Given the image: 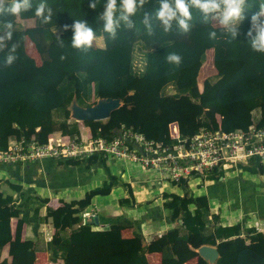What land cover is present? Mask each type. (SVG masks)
<instances>
[{"label":"trees","instance_id":"1","mask_svg":"<svg viewBox=\"0 0 264 264\" xmlns=\"http://www.w3.org/2000/svg\"><path fill=\"white\" fill-rule=\"evenodd\" d=\"M41 2L52 12L48 23L35 15ZM92 2L95 9L89 7ZM10 4L11 0H7L5 7ZM106 4L107 0H31L28 11L0 14V36L4 35V23L13 24L12 39L5 40L0 51L2 149L15 137L45 143L56 131L78 136L79 123L70 119L72 102L87 107L107 97L119 98L121 106L105 120L83 121L97 135L111 136L123 124L148 138L165 140L170 122L177 121L182 131L192 121L216 128V115L227 131L246 128L251 118L258 125L264 124V53L254 51L247 36L251 16L260 11L264 0H246L244 19L235 39L211 18L205 22L196 8L190 9L188 32H183L175 22L165 32L155 15L159 0H148L143 7H137L130 17L132 28L120 21L113 38L104 31L105 21L100 18ZM119 8L117 0L114 19L120 15ZM145 14L151 34L144 23ZM28 19L34 21L32 26L20 21ZM74 21L88 22L94 37H102L103 44L91 43L86 50L72 47L73 31H65L63 26ZM213 32L215 38H210ZM27 39L33 43L39 62L27 52ZM13 44L17 48L11 54L16 59L11 66H5ZM208 51H212L216 74L205 78L199 90L197 78ZM170 53L182 57L179 66L167 62ZM232 64L235 65L226 68ZM105 160L95 154L82 160L59 161L74 165L85 161L87 166L105 167ZM235 168L264 175V166L256 158L232 166L231 170ZM220 173L221 169H213L207 179L215 180ZM115 179L110 174V181L104 180L94 190L107 195L121 185L127 196L120 198L119 204L133 205L130 184ZM171 185L179 187L183 194L163 192V206L172 212V219L178 218L180 222L171 231L145 243L135 229L131 235H125L131 225L119 221L102 228L89 220L72 226L78 221L73 215L90 204L89 194L81 200L61 201L60 206L53 208L47 204L48 197H41L32 188L9 184L10 191L0 198V264H40L39 255L43 252L52 263L61 260L63 264H149L146 253L153 249L160 250L161 264H183L194 257L196 264H208L196 251L205 244L217 247L220 253L214 264H264V232L253 225H222L219 214L210 213L206 195H190L185 181ZM44 206L47 214L40 216ZM29 210L38 223L47 221L48 213H55L53 222L57 229L49 240L43 236L22 237L21 215ZM13 218L17 219L14 232ZM6 247L8 255L3 253Z\"/></svg>","mask_w":264,"mask_h":264},{"label":"built area","instance_id":"2","mask_svg":"<svg viewBox=\"0 0 264 264\" xmlns=\"http://www.w3.org/2000/svg\"><path fill=\"white\" fill-rule=\"evenodd\" d=\"M220 118L216 115V128L192 121L185 125L184 131L177 121L170 122L165 140L148 138L143 132L123 124L111 136L97 135L87 128L80 130L78 136L54 132L45 143L15 137L5 148L0 147V165L46 158L82 160L98 154L106 159L137 164L165 183H188L200 173L207 178L213 169L247 164L251 158L259 159L264 166V124L251 121L246 128L227 131L222 129ZM94 216L90 211L84 221ZM253 226L264 232L258 221Z\"/></svg>","mask_w":264,"mask_h":264},{"label":"rangeland","instance_id":"3","mask_svg":"<svg viewBox=\"0 0 264 264\" xmlns=\"http://www.w3.org/2000/svg\"><path fill=\"white\" fill-rule=\"evenodd\" d=\"M29 20L33 21L32 19L20 21L23 24L25 22L27 25H30L32 22H28ZM214 24L219 26L215 20ZM92 44L95 46H99L100 44L102 45V37H94ZM26 49L27 52L35 57V59L39 62V56L33 43L29 39L26 40ZM206 57L207 61L202 64L197 78L198 89L201 87L200 83L203 79L213 77L216 74V68L212 62V51H208ZM234 65L235 64L227 65L226 68L230 69ZM186 83L188 84V82ZM251 121H253L252 118ZM85 163V161H80L77 165H68L66 163L58 164L57 162H52L49 165L42 164V166H40L37 162L2 164L0 165V198L5 193L10 191L9 184L20 185L23 183H31L32 186L42 195L46 194L50 195L51 198H56L55 195L57 193H54V191L55 189H59V192H61L60 195L63 196L66 201L81 200L85 197L84 194H81L85 185L89 187H92L94 184H96V186L101 185L104 180H109L110 174L116 176L118 182L120 183L129 182L133 184L134 189L138 191L142 189L143 191L148 192V190L145 189V185L141 183V179L153 180L152 177L156 178L154 173L146 169L142 170L137 164H132L127 161H118L111 157H108L105 160V167L100 165H90L87 167ZM39 166L41 167V176L34 180L32 177L37 175V168ZM122 172L125 173L124 176H122ZM217 176V179L212 181H209L202 173L191 177L192 179L189 185L193 187V195H198L200 193H202L201 195H207L211 203L210 206L215 205L219 207L217 211L221 214V223L224 222V224H226L227 222H233V224L241 223L245 224V226H251L253 221L257 218L259 220V224L264 227V175L250 174L246 171L239 170L238 168L231 170V167L229 168L223 166L221 173L217 174ZM213 184H215V186L214 188H211ZM119 186L120 187L117 186L118 188H115L116 193H119L120 189L123 188V186ZM156 188L159 192L162 188L165 190L171 189L172 185L168 182L164 183L159 181L156 184ZM116 193H112L111 196L107 197L105 200H108L111 204L117 203ZM99 197L104 199V195ZM59 202L61 203V201ZM91 202H93V199L90 201V204H92ZM89 207H91V205H88L86 210H88ZM101 207L102 206L98 208L96 207V209L99 211ZM161 207L162 211L155 217L153 225H147L146 215L137 216L139 223L142 224L143 227L146 226L149 229L154 228L156 224L162 228L165 223L163 222V218L167 219V216L172 215V212L163 205H161ZM105 209L106 206L104 210ZM135 209L138 210V207L131 206V208H126L118 206L115 210H123V213L125 214L124 216L135 224V218L130 215V212H134ZM115 210L113 211L115 212ZM113 211L111 210V212ZM84 213L85 212H82V216L80 217L82 221L85 217ZM29 216L30 211H25L22 213L21 218L24 222H26ZM167 222H169L168 219ZM79 223H81V221L77 224H73L72 226L75 227ZM96 225L99 228H102L109 226L110 223L104 226L99 225V223ZM134 226V232L137 233L136 235L144 238L146 236L144 230L141 229L139 225ZM132 227L133 226H130V228ZM27 235L28 234L25 236ZM3 253L4 255H8L7 247L3 250ZM43 255L47 254L41 253L39 255V260L41 261L40 264H63L61 260L56 263H52L48 260V258L41 257Z\"/></svg>","mask_w":264,"mask_h":264},{"label":"clouds","instance_id":"4","mask_svg":"<svg viewBox=\"0 0 264 264\" xmlns=\"http://www.w3.org/2000/svg\"><path fill=\"white\" fill-rule=\"evenodd\" d=\"M7 0H0V14L5 12L17 15L21 11H28L31 8V0H11L9 7H5ZM148 0H120V15L114 19L117 12V0H107L105 10L100 18L105 21L104 31L115 37V30L119 26L120 21H124L128 28L133 27L130 19L137 10V7H143ZM246 0H159V9L156 11V19L163 26V30L168 32L172 29L173 22L183 32H188L190 25L188 21L192 19L190 9H198L204 16L205 22L210 18L215 20L221 29L230 33L235 39L239 35V25L244 19ZM91 9H95V2L89 4ZM47 12V15L45 13ZM35 15L42 18L43 23H48L51 19V9L47 8L45 2H41L35 9ZM149 17L145 14L144 23L149 28L151 34V26L148 23ZM69 28L73 31L71 39L72 47L84 48L91 47L94 39V31L86 21H74L72 25L65 24L63 29L67 31ZM4 35L0 36V51H3L4 41L11 40L13 36V24L6 22L3 25ZM210 38H215V33H210ZM251 48L259 53H264V5L260 6V11L251 16L250 29L247 32ZM17 45L13 44L10 54L5 60V66H11L16 57L11 53L16 52ZM64 57H61L63 59ZM168 63L179 66L182 57L176 53H170L166 56ZM93 219V218H92ZM91 219V220H92ZM89 220V219H88ZM87 220V221H88Z\"/></svg>","mask_w":264,"mask_h":264},{"label":"crops","instance_id":"5","mask_svg":"<svg viewBox=\"0 0 264 264\" xmlns=\"http://www.w3.org/2000/svg\"><path fill=\"white\" fill-rule=\"evenodd\" d=\"M28 22H32V23L30 25H27L24 22V25L25 26H32L34 24V21L29 20ZM203 80H202V82H203ZM202 82L200 83V85L202 84ZM199 89L201 90V87H199ZM71 120H73V119H71ZM77 122L79 123V131L82 130V129L89 128V127L85 126L82 121H77ZM56 132H58V131H56ZM36 162L40 166H42V164L49 165L52 162L53 163L57 162L58 164H63V163H60L59 160L53 159V158H46V159H43V160H40V161H36ZM68 165H74V164H68ZM94 165H98V164H94ZM40 166L37 168V172H38L37 175H34L32 177V179L36 180L37 177L41 176L40 175V171H41V167ZM124 175H125V173L122 172V176H124ZM112 177L116 178V176H114V175H112ZM152 179L153 180L141 179V183H143L145 185V189H147L148 192L143 191L142 189H141L142 191L141 190L138 191V190L134 189L132 183L126 182V183L130 184L131 189L133 191V196H134V199H135V203L133 205H130V206H121L119 204V202H118V200L120 198L127 196V191L124 189V187L122 189H120L119 193H116V189L115 188H118L120 186L113 187L111 189L110 193L107 194V195H104V199H101L99 196H103V195L100 192H96L94 190L96 187H99L101 185L96 186V184H94L92 187H89V186L85 185V187L83 188L81 194H84L85 196L87 194L91 195L90 196V201L93 199V202H91L92 204H89V205H91V207H89L88 210L85 209L86 211L85 210L84 211H80L79 213L73 215V217H77V219H78L77 223H78V222L82 221L81 218H80L82 216V212H85L84 215L86 217V215L90 211H93L95 216L98 217L97 221H98L99 225H101V226L107 225L109 223L111 224V222H117V221H119V224H129V225L133 226L132 228H128V230L126 229L124 231L125 235H131L132 232H133V229H135L134 225H139L140 228L143 229L145 234H146V236L143 238L145 243H150L154 238L158 237L159 234L162 235V234H165L168 231H171L180 222V219L176 218L174 220V219H172V215H169V216H167V219H168L169 222H167L166 218H163L164 219L163 222H165V223L163 224L162 228H160L159 225L155 223L156 226L154 228L149 229L146 226L143 227L142 224L139 223V219L137 218V216L138 215L139 216L146 215V223H147V225L151 226V225L154 224L155 217L159 214V212L162 211L161 210L162 209L161 205H163V201H164L162 193L163 192H167V193H175V194H178V195H182L183 194V191L179 187L177 188L176 186H172V188L169 189V190L168 189L165 190L164 188H162L158 192V190L156 188V184H157V182H159V180H156L154 177H152ZM115 180H117V179H115ZM209 181H212V180H209ZM189 183H190V181L187 184H188V187H189V192H191V195L192 196H200L202 193H200L198 195H193V187H191L189 185ZM215 184H213L211 186V188L212 187L214 188ZM20 186L23 187V188L30 187L33 190H35V192L37 194L39 193L36 190V188H34L32 186L31 183L30 184H24L23 183V184H20ZM199 190H200V188H199ZM208 192H209V190H208ZM54 193H57L55 195L56 198H51L50 195H46V194L42 195V194L39 193V195L41 197H48L49 198V202L47 204H48L49 207H53V208H57L58 206L61 205V203L59 201L68 202V201H66L64 199L63 196L60 195L61 192H59V189H55ZM112 193L113 194L116 193L117 203L111 204V202H109L108 200H105L107 197L111 196ZM92 205H93V207H92ZM210 205H211V203H210V200H209V211L211 210L210 213H218L217 210H218L219 207L215 206V205L214 206L213 205L210 206ZM100 206H102V207L98 211L96 209V207L98 208ZM105 206H106V209L104 210ZM118 206L119 207H126V208H128V207L131 208V206L132 207H138V210L135 209L134 212H130L131 213L130 215H132L135 218L134 219L135 224H133L128 218H126L124 216L125 214L123 213V210H121V211L115 210ZM189 207H190L191 210H193V204H191ZM111 210L112 211L115 210V212L114 211L111 212ZM29 211H30V216L28 217V220H26V222H24L23 225H22V232H21L22 233L21 234L22 237H24V238L25 237L35 238L36 236H43V238L45 240H49L52 237L55 229H57V228H55V223L53 222L55 213L53 215H51L52 213H48V220L45 221V222L38 223L37 221L32 219L31 210H29ZM45 214H47V212H46V207L44 206V207H42L40 209L39 215L40 216H44ZM218 214H219V220H220L221 214L220 213H218ZM85 217H84V220H85ZM255 221L259 222V220L256 218L253 221V224H254ZM16 222H17V219L13 218L11 220V226H12V231L13 232L15 230ZM220 223H221V221H220ZM221 224L222 225H230V224H233V222H227L226 224H224V222H223ZM65 228L66 227H64V229ZM64 231H66V230H64ZM68 231H69V229H68ZM26 234H28V235L25 236ZM44 254H47V253H44ZM146 256H147L149 264H161V254H160V250L159 249H153V250L148 251L146 253ZM219 256H220V253H219ZM41 257L48 258V255H43ZM196 261H197V258L194 257V258L188 259L183 264H196Z\"/></svg>","mask_w":264,"mask_h":264},{"label":"water","instance_id":"6","mask_svg":"<svg viewBox=\"0 0 264 264\" xmlns=\"http://www.w3.org/2000/svg\"><path fill=\"white\" fill-rule=\"evenodd\" d=\"M121 100L119 98H99L97 101L90 106L83 107L72 102L70 109V118L76 121H96V120H105L110 116L111 111L117 109L121 105ZM97 216H94L92 220L95 224L98 223ZM219 224V223H218ZM197 253L208 264H214L216 259L219 257V251L217 247L211 245H201L197 248Z\"/></svg>","mask_w":264,"mask_h":264}]
</instances>
